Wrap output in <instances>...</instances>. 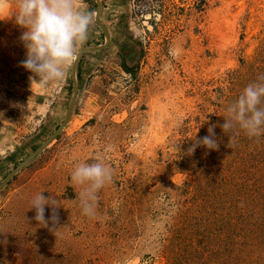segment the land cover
Listing matches in <instances>:
<instances>
[{
	"label": "rangeland",
	"instance_id": "1",
	"mask_svg": "<svg viewBox=\"0 0 264 264\" xmlns=\"http://www.w3.org/2000/svg\"><path fill=\"white\" fill-rule=\"evenodd\" d=\"M100 2L110 44L80 59L68 125L0 190V264H264V137L237 130L228 147L219 127L264 74V0ZM86 4L94 23L77 55L106 44L97 0ZM14 11L0 16V185L58 132L73 97L75 60L62 80L32 84ZM211 125L218 150L185 155ZM96 160L113 179L89 218L70 173ZM38 193L60 201L58 224L50 207L49 227L35 221Z\"/></svg>",
	"mask_w": 264,
	"mask_h": 264
},
{
	"label": "clouds",
	"instance_id": "2",
	"mask_svg": "<svg viewBox=\"0 0 264 264\" xmlns=\"http://www.w3.org/2000/svg\"><path fill=\"white\" fill-rule=\"evenodd\" d=\"M12 13L15 24L23 31L19 41L26 51V58L20 66L32 73L30 80L46 85L60 81L65 70L75 60L79 48L88 39L94 17L88 10L86 0H0V16L6 10ZM34 77L39 78L37 83ZM227 115L219 125L228 136V147L235 142L237 130L249 139L264 137V74L249 82L235 101L225 109ZM211 125L208 134L193 139L185 155H192L198 147L218 150L219 141L215 128ZM113 179V170L103 160L92 163L80 162L70 173V183L78 188L77 199L81 213L89 218L97 215L98 193ZM61 206L53 196L36 194L30 202V210H35L34 219L39 226L49 227L45 217L46 207L52 209L50 220L53 225L59 223L58 208ZM50 231L57 233L55 227Z\"/></svg>",
	"mask_w": 264,
	"mask_h": 264
},
{
	"label": "water",
	"instance_id": "3",
	"mask_svg": "<svg viewBox=\"0 0 264 264\" xmlns=\"http://www.w3.org/2000/svg\"><path fill=\"white\" fill-rule=\"evenodd\" d=\"M97 4H98V10L96 11V17H95V21L96 23L99 25V27L101 28L105 38H106V44L104 46L101 47H86L84 49H82L78 55L75 58V61L73 63V67H72V76H73V97L71 100V103L68 107L67 113H66V117H65V121L63 123V125L60 127V129L58 130V132L50 139L48 140L44 145H42L33 155H31L27 160H25L20 166H18L6 179L5 181L0 185V190H2L5 186L8 185V183L14 179V177L21 172L25 167H27L34 159H36L50 144L51 142L56 139V137L65 129V127L68 125L70 118H71V114L77 99V94H78V86H77V69H78V65H79V61L82 58V56L86 53H94V52H98V51H102L105 48H107L110 44V35L107 32V30L105 29V27L103 26V24L100 21L102 12L104 10V7L102 5V3L100 2V0H97Z\"/></svg>",
	"mask_w": 264,
	"mask_h": 264
},
{
	"label": "crops",
	"instance_id": "4",
	"mask_svg": "<svg viewBox=\"0 0 264 264\" xmlns=\"http://www.w3.org/2000/svg\"><path fill=\"white\" fill-rule=\"evenodd\" d=\"M102 2H103V4H104V6H105L106 3L104 2V0H102ZM97 10H98V9H97ZM105 10H106V9H105ZM105 10H104V11H105Z\"/></svg>",
	"mask_w": 264,
	"mask_h": 264
}]
</instances>
